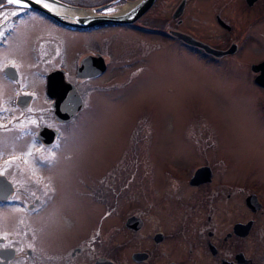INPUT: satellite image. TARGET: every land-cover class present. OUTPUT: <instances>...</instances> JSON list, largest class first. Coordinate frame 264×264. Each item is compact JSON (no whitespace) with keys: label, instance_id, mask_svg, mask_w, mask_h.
<instances>
[{"label":"flooded vegetation","instance_id":"obj_1","mask_svg":"<svg viewBox=\"0 0 264 264\" xmlns=\"http://www.w3.org/2000/svg\"><path fill=\"white\" fill-rule=\"evenodd\" d=\"M150 2L0 0V264H264V158L222 156L224 127L212 116L186 126L204 129L188 132L186 162L155 158L162 133L149 88L129 106L119 100L155 79L157 62L135 68L142 53L121 54L96 35L161 36L231 74L222 79L256 108L237 110L242 131L233 133L264 155V0ZM101 113L115 124L124 115L115 125L124 143L97 146ZM159 185L170 193V232L147 234L158 222L143 198ZM138 233L140 248H128Z\"/></svg>","mask_w":264,"mask_h":264},{"label":"rangeland","instance_id":"obj_2","mask_svg":"<svg viewBox=\"0 0 264 264\" xmlns=\"http://www.w3.org/2000/svg\"><path fill=\"white\" fill-rule=\"evenodd\" d=\"M157 11L158 17H160L159 19H162V17H164L162 8L159 7ZM96 35L102 45L107 44V42L114 43L116 51H121V54L126 51L128 53L127 56L131 57L130 54H132V49H137L139 54L142 53L140 57L143 56V59L135 64V68L141 66L147 67L150 66L149 64L157 62L158 72L155 73L157 78L155 77V79H153L152 76L149 77L138 85L139 88L128 93L124 99L119 100V102H124L129 106L132 100H130L131 96H133V98L137 96V94H139L138 91L143 90L145 88L144 86L149 88L147 95H145V97H149L146 108L152 115L151 118L156 120L158 130L162 133V135L156 136L154 149H158L155 150V158L164 161L173 157L179 158L182 162H186L184 161L185 157L192 154L190 148H183L184 143L192 141L188 138V132H200L204 129H197L198 127H196V129L190 130L185 128L186 126H203L209 124L202 119L204 116L208 118L212 116L214 118L210 120L211 125L224 127L221 129L222 156L242 159L245 160V162L260 161L264 158V155L254 152L252 146H250L252 152L243 149L247 146L244 144V140L242 139L243 142L241 145L239 143V138L233 133L234 129H236L239 134L242 131L241 121L234 117L237 110L238 112L241 111L249 115V110H254L256 108L252 109L247 100L245 102L243 99H239L242 93L237 83L233 84V82L222 79V77L232 76L231 74H222L220 76V71L218 69L212 68L213 66H207L197 56L189 54L186 50L181 49L178 44L161 36H149L131 29H116L110 32L103 31ZM143 42L149 44L150 47L146 48ZM151 47L154 48L151 49ZM144 52H147L146 55L143 54ZM203 71L209 72L207 74L210 76L208 77L205 75ZM222 71L224 70H221V72ZM137 74H134L136 76L132 75L134 77L133 83L142 80V78H140L142 75L138 76ZM201 82L203 85H201ZM152 83L153 85L151 86ZM230 83H232V85H229ZM153 89H159L158 93ZM165 94L170 96L169 99L165 97ZM224 109L227 110L228 114H225ZM104 114L106 113L98 115L100 119L98 124L99 128L96 127L95 129V142L97 146L109 147L108 145L110 144L124 143L122 138L125 136L120 138L121 131L118 129V127L121 126L124 115H121V120L118 125L115 124L117 121L116 119L112 117L104 118ZM127 118L129 120L128 116ZM108 121H110V123ZM135 121H139V118H135V120L131 122H134V125H136ZM115 125L118 127L115 128ZM137 125L145 126L144 122L138 123ZM131 130L132 129H130V131ZM209 136H211V134H209ZM236 140L238 142H235ZM162 143H164L165 146H162ZM168 147H170V149H168ZM172 147H174V149H172ZM242 149L243 151L240 152ZM97 157L96 155V159ZM141 157H145V151L141 153ZM165 178L166 177L163 175L162 179ZM158 188L159 192L156 193V195L152 193L150 198H143V202L145 203L143 206L144 210L146 204L149 205L151 202L155 203L152 219L158 222V226L156 227L153 225V222L148 224V227L144 231L147 234L161 228H164L168 233L170 232V193H168V197H166L165 194H167V192H165L160 185ZM118 219L119 218L111 217L110 220L112 223L117 222ZM140 241L141 236L140 233H138L133 240L130 241L132 246L128 245V248H140L138 245ZM169 243L170 239L165 245L168 249H170Z\"/></svg>","mask_w":264,"mask_h":264},{"label":"snow or ice","instance_id":"obj_3","mask_svg":"<svg viewBox=\"0 0 264 264\" xmlns=\"http://www.w3.org/2000/svg\"><path fill=\"white\" fill-rule=\"evenodd\" d=\"M37 2H39V0H37ZM7 3L9 4H21L24 3V0H7ZM24 6L27 7V4L24 3ZM45 7H47V4H45ZM15 15V13H14ZM0 175H2V173H0Z\"/></svg>","mask_w":264,"mask_h":264},{"label":"water","instance_id":"obj_4","mask_svg":"<svg viewBox=\"0 0 264 264\" xmlns=\"http://www.w3.org/2000/svg\"><path fill=\"white\" fill-rule=\"evenodd\" d=\"M151 0H146V7H147V5H149L151 2H150ZM58 18V17H57Z\"/></svg>","mask_w":264,"mask_h":264}]
</instances>
